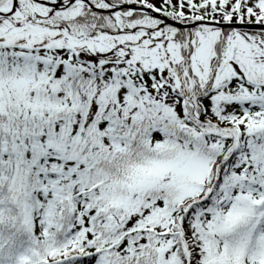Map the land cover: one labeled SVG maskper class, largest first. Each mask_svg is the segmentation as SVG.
I'll use <instances>...</instances> for the list:
<instances>
[{"label": "snow or ice", "instance_id": "obj_1", "mask_svg": "<svg viewBox=\"0 0 264 264\" xmlns=\"http://www.w3.org/2000/svg\"><path fill=\"white\" fill-rule=\"evenodd\" d=\"M0 264H264V0H0Z\"/></svg>", "mask_w": 264, "mask_h": 264}]
</instances>
